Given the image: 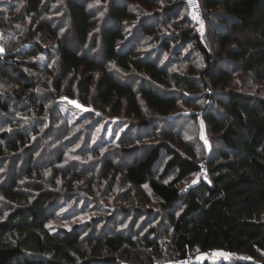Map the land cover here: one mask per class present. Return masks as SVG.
<instances>
[{
    "label": "trees",
    "instance_id": "1",
    "mask_svg": "<svg viewBox=\"0 0 264 264\" xmlns=\"http://www.w3.org/2000/svg\"><path fill=\"white\" fill-rule=\"evenodd\" d=\"M198 1L200 15L185 0H0V80L14 85L8 92L20 109L32 107L35 132L49 100L96 110L99 121L121 115L131 124L129 139L112 154L117 163L103 159L101 175L119 174L138 191L142 202L127 209L140 212L154 197L164 214L145 232L95 233L81 224L50 230V208L62 194L43 188L44 167L29 165L38 153L28 134L33 125L15 128L9 112L18 109L0 98V171L8 161L11 168L0 180V264H155L220 249L246 255L231 264H264V58L247 67L237 35L264 20V0ZM27 19L37 23L35 33L19 34ZM12 35L19 43L8 49ZM183 49L196 52L201 65L173 68ZM225 63L249 74L257 90L233 87ZM199 99L207 104L197 106ZM177 104L189 120L200 112L204 134L222 145L213 157L199 158L183 129L158 126ZM56 168V176H67ZM70 174L66 189L79 177Z\"/></svg>",
    "mask_w": 264,
    "mask_h": 264
},
{
    "label": "rangeland",
    "instance_id": "2",
    "mask_svg": "<svg viewBox=\"0 0 264 264\" xmlns=\"http://www.w3.org/2000/svg\"><path fill=\"white\" fill-rule=\"evenodd\" d=\"M1 5V7H6V3ZM45 16L48 17L46 14ZM195 16L197 15L195 14ZM99 18L104 21L106 16L99 14ZM29 22L30 20L27 19L18 25L17 30L19 34L21 32L24 33L26 30L35 33L37 23ZM64 27H61L60 33L61 31L64 32L62 30L65 29ZM13 30L11 31L12 34ZM40 33L34 34V37L39 39ZM237 35L245 45V65L247 67H252L260 59L264 58V20L255 26L239 27ZM12 37L13 40L6 37L8 49H13L19 43L20 37L17 38L15 35H12ZM185 50L187 49H183L184 52L173 67L182 72L187 69L189 64L197 67L201 65L200 56L196 52L187 53ZM42 61H45V59H42ZM46 62L49 68H51L53 59L49 60L47 58ZM224 66H228L230 70L232 69L231 80L233 87L248 91L257 90V83L251 79L249 74L237 72L234 67L232 68L231 65L226 63ZM42 72L43 74L46 73L45 70H42ZM13 87L14 85L0 80V98L7 99L10 105L16 106L18 109L15 113L13 110L9 112L11 113V118L15 117L12 121L15 128H26L33 125L28 134L31 138V146L37 147L38 153L37 155L35 154L33 163L29 165L34 170L44 167L40 172H44L42 175L46 179L47 186L43 188L52 190L56 195L62 194V198L59 199L58 204L50 208V211H52V216L48 221L50 230L54 231L62 227L70 228L74 224H81L87 232L94 231L96 233V231L100 230L101 232V230L105 231L112 227L125 233L130 230L145 232L147 227L153 224L158 225L164 219V214L156 204L154 197H151L149 202L146 201L140 204L143 207L140 212H136L134 208L127 209V207L134 203L142 202V199L139 200L140 194L138 191L128 188V184L122 182L121 175L119 174L113 179H111L112 176L110 174L106 176L101 175L103 159L110 158L117 163L119 158L112 154L115 153L119 143L122 141L126 142L129 139L130 134L128 131L131 124L126 120L118 118L121 115L117 117L103 116L102 120L99 121L100 113L96 110L88 107L85 110H73L69 105L62 103L60 100L57 103L49 100V103H47L48 107L44 109L46 118L43 119L42 117V122L41 119L38 121L40 123L39 130L36 133L35 129H37V125L35 123L34 111L32 107H27L25 110L20 109L24 107V104L13 100L8 92ZM79 90L78 84H73L74 93L77 94ZM24 98H26L25 95ZM203 102L206 103L202 99H199L196 105L201 106ZM179 104H177L175 111L173 110V113L170 115L171 120L167 121L165 119L158 126L163 125L167 129L170 127L173 129L178 128L177 130L183 129L180 134H183V137L195 146L199 158L207 160L213 157L214 152L222 145L204 134V125L200 112L197 113V119L192 118L189 120L190 116L183 110L184 106ZM195 110L200 111L199 109ZM0 116L4 115L0 112ZM94 119H97V126L89 127V123ZM97 143H102L103 147H98ZM59 159H62L61 163L58 162ZM123 159V162H125L129 160V157ZM123 162L119 164L122 165ZM9 163V161L5 163L6 166L0 171L1 181L11 172ZM201 163H203L202 160H200L199 164ZM17 166L20 168L22 162H19ZM53 167L66 172L67 176L63 178L56 176L58 171H53ZM72 171L79 177L73 180L71 189H66L71 180L70 173ZM190 179V181H195L198 179V176L194 175ZM52 180H55L54 185H52ZM151 208L153 212H150ZM2 212L3 214L5 213L4 208H2ZM109 216L110 218L107 219ZM245 256L243 253H229L220 249L197 252L196 258L193 260L195 262L207 260L206 263L202 262L201 264H219L220 262L231 264L237 257ZM155 264H185V262L163 258Z\"/></svg>",
    "mask_w": 264,
    "mask_h": 264
},
{
    "label": "built area",
    "instance_id": "3",
    "mask_svg": "<svg viewBox=\"0 0 264 264\" xmlns=\"http://www.w3.org/2000/svg\"><path fill=\"white\" fill-rule=\"evenodd\" d=\"M186 2V5L189 9H191L192 11H194L195 13H197L198 15L201 14V9H200V4H199V1L198 0H185ZM206 172V166L205 165H202L200 167V169L198 170V174L200 176H203ZM185 264H190L192 262H195V260H190V259H187L186 261H184Z\"/></svg>",
    "mask_w": 264,
    "mask_h": 264
},
{
    "label": "snow or ice",
    "instance_id": "4",
    "mask_svg": "<svg viewBox=\"0 0 264 264\" xmlns=\"http://www.w3.org/2000/svg\"><path fill=\"white\" fill-rule=\"evenodd\" d=\"M90 7H91V5H90ZM195 182V181H194Z\"/></svg>",
    "mask_w": 264,
    "mask_h": 264
}]
</instances>
